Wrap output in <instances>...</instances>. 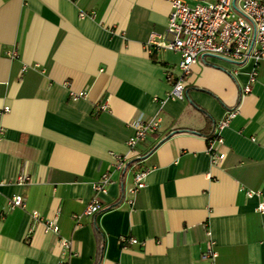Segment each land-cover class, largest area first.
I'll use <instances>...</instances> for the list:
<instances>
[{
	"label": "crops",
	"instance_id": "0c3cea01",
	"mask_svg": "<svg viewBox=\"0 0 264 264\" xmlns=\"http://www.w3.org/2000/svg\"><path fill=\"white\" fill-rule=\"evenodd\" d=\"M169 11V0H0V264H208L209 248L214 264L264 263V59L199 57L183 95L165 99L179 55L145 42ZM233 107L211 164L204 139ZM138 116H157V129L113 169ZM14 194L24 207H8ZM94 195L101 209L83 214ZM120 235L137 241L122 247Z\"/></svg>",
	"mask_w": 264,
	"mask_h": 264
},
{
	"label": "built area",
	"instance_id": "2783aa9c",
	"mask_svg": "<svg viewBox=\"0 0 264 264\" xmlns=\"http://www.w3.org/2000/svg\"><path fill=\"white\" fill-rule=\"evenodd\" d=\"M235 0H212L198 1L195 4H187L183 0H169L170 11L167 16L166 25L163 32H149L145 42V48H163L172 50L179 55L176 65V74L171 75L166 72V80L169 83L164 98L181 97L184 89V77L188 74L191 65L199 61V57L204 55L218 56L232 61L234 64H240L251 61L255 67L259 60L264 59V0H238V6ZM11 57L16 56V52L10 51ZM255 70V69H254ZM254 70H252L250 81L253 80ZM249 85L243 88V92L249 91ZM84 91L70 92L72 99L84 96ZM106 103L100 108L104 109ZM4 107L3 110H7ZM237 114V107L227 109L224 115L216 121L210 135L204 140L207 143V153L209 154L211 164H217L223 151L216 149L215 144L222 143L221 130L226 127L229 121ZM158 117L152 116L144 119L138 116L133 121V134L127 138V152L123 155H117L113 164V169H122L126 162L136 157L137 145L149 134L157 129ZM150 168L143 167L136 169L132 176V183L128 188L129 197L126 202L132 204L133 196L146 184V176ZM29 180L26 174H20L17 177V183H24ZM110 172L105 171L93 183L95 193L105 190L110 182ZM247 197L259 195L258 190L246 189ZM9 208L24 207L25 202L20 194H14L6 202ZM101 209V205L94 195L89 203L84 207L83 214L92 215ZM259 211H264V201L257 205ZM30 215L35 220H41L37 211H31ZM76 216V215H75ZM45 228L53 233L58 232V225L54 219H45L43 221ZM62 248L69 250L67 239H60ZM137 240L134 237L119 236L121 246L127 243H133ZM216 252L209 248L205 250L202 257L207 259L208 264H214ZM60 264H66L61 260ZM254 264V263H249ZM264 264V263H262Z\"/></svg>",
	"mask_w": 264,
	"mask_h": 264
},
{
	"label": "trees",
	"instance_id": "16d2710c",
	"mask_svg": "<svg viewBox=\"0 0 264 264\" xmlns=\"http://www.w3.org/2000/svg\"><path fill=\"white\" fill-rule=\"evenodd\" d=\"M211 132H212V131H211ZM210 134H211V133H210ZM210 134H208V135H210ZM208 135H206V136H208ZM128 163H130V162H128ZM128 163H127V164H128Z\"/></svg>",
	"mask_w": 264,
	"mask_h": 264
},
{
	"label": "water",
	"instance_id": "95a60500",
	"mask_svg": "<svg viewBox=\"0 0 264 264\" xmlns=\"http://www.w3.org/2000/svg\"><path fill=\"white\" fill-rule=\"evenodd\" d=\"M222 58V57H221ZM224 59H226V58H224Z\"/></svg>",
	"mask_w": 264,
	"mask_h": 264
}]
</instances>
